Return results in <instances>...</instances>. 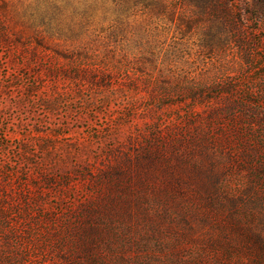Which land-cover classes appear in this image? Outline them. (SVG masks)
<instances>
[{
    "label": "rangeland",
    "instance_id": "374dc122",
    "mask_svg": "<svg viewBox=\"0 0 264 264\" xmlns=\"http://www.w3.org/2000/svg\"><path fill=\"white\" fill-rule=\"evenodd\" d=\"M15 1L0 28L28 48L0 43L2 264H264V0H240L236 29L169 10L116 38L95 22L103 89L53 78L49 49L31 60Z\"/></svg>",
    "mask_w": 264,
    "mask_h": 264
},
{
    "label": "trees",
    "instance_id": "16d2710c",
    "mask_svg": "<svg viewBox=\"0 0 264 264\" xmlns=\"http://www.w3.org/2000/svg\"><path fill=\"white\" fill-rule=\"evenodd\" d=\"M241 9L240 0H16L13 5L15 21L22 28L21 32L25 33L23 31L25 30L27 37L34 39L30 59L37 61L38 53L44 56L45 50L49 49L47 55L54 59L53 64L51 62L46 64L44 61V64L48 65L49 75L53 78H71L77 82H86L94 89L105 88L111 72L105 65L103 66L106 68L98 67L85 55L89 48L82 40L92 34L97 36L92 27L95 22L102 24L109 20L106 37L116 38L119 25L132 15L145 12V17L152 19L153 16L158 18V15L169 10L171 14L174 11L187 12L193 19L189 21L190 25L197 21L207 26L219 22L221 26L228 24L236 29L242 20ZM2 30L0 28L1 44L15 46L25 44L21 33L15 34V39L11 40V37L7 38ZM23 47L22 51H17L18 54L26 52L27 43ZM195 92L196 90L193 92L190 90L188 97L195 98ZM223 92L219 91L221 94ZM93 97L87 101L93 102L95 100ZM101 97L105 101V97L109 98V95ZM114 97H117V94ZM46 105L48 109L52 107L51 103ZM4 210L5 206L0 201V239L8 241L10 234L1 232L5 230L1 221L7 219ZM17 235L14 233L12 236L17 238ZM18 238H22L21 233ZM4 253H0V264L4 262L5 256H9L8 253L5 255Z\"/></svg>",
    "mask_w": 264,
    "mask_h": 264
}]
</instances>
